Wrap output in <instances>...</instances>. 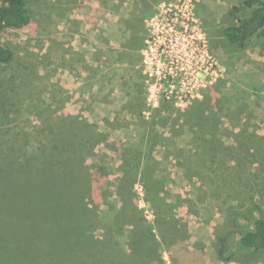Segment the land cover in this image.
Wrapping results in <instances>:
<instances>
[{"label": "rangeland", "instance_id": "374dc122", "mask_svg": "<svg viewBox=\"0 0 264 264\" xmlns=\"http://www.w3.org/2000/svg\"><path fill=\"white\" fill-rule=\"evenodd\" d=\"M38 3L37 9L31 7V11L35 12L32 25L19 31H8L3 38L5 45L14 51L17 62L26 64L35 71L36 76L30 78L27 83L24 110L14 115L16 111L11 109L13 115L10 116L9 122L13 123L5 138L2 137L4 129H0V145L3 143L12 146L21 143L26 147L37 146L43 140L41 136L44 134L42 129H39L40 126L56 129L61 126L71 127V119L93 124L95 131H99L100 139L94 141L92 146L83 147L84 153L80 157H71L75 160L77 168H81V171L83 169L89 181L86 185L82 183L81 188L78 187L81 195L77 198L82 199L76 202L75 207L83 209L89 219L91 210L100 214L94 220L88 219V222H83L81 217H78L56 223V214L62 210L64 216L65 209L56 206L54 213V208L41 202L43 195L39 194L36 187L33 194H25L22 191L14 194L12 192L16 187H13L10 193H0V206L4 208L1 213L4 216H0V219L6 227L9 226L8 229L13 226L23 230L26 236L21 238H53L55 233L57 237L84 238L82 234L88 226L91 227V223L93 230L88 234L90 239L109 238V227L103 222L102 216L107 212L109 214L113 206L121 204L122 201L115 192L121 188V184L127 183L130 188H125L126 196L123 198L131 201L134 196L149 228L157 232L158 222L149 204L144 201L145 195L139 182L138 173L141 168L130 169L138 163L134 153L141 133L132 103L142 101L145 106L144 118L142 117L144 120H148L153 111L162 104L154 106L149 101V90L144 83L139 58L136 57L132 65L126 66L113 62L105 64L101 61L103 56L99 55L103 40L106 38L108 41L107 47L103 48L104 53L105 49L109 51L116 48L113 42L115 43L118 36L105 27L100 9L94 15H89L90 5L81 3L79 8L68 14V9L60 6L59 0H38ZM236 5V0L196 1V17L223 71V78L214 85L219 90L217 103H214L213 107H207L204 117H208L205 121H215L219 118L218 126L225 131L233 129L235 132V129H239L237 125H243L261 142L264 141V43L253 40L245 48L239 49L226 40L222 30L230 25L232 20L228 13ZM100 87V91L96 92ZM213 87L205 91L201 98L190 101L186 106L170 104L169 110L175 113L161 112L160 122H166L169 117L175 119L174 116L178 113L190 112L200 105V102L205 105L209 101L206 96L212 95ZM178 119L179 125L166 122L168 125H164L165 127L159 125L154 128L160 134L154 146L149 147L145 142L140 145L142 151L152 148V166L156 169V174L162 176L157 190L162 197L160 210L166 217L163 228L170 235L179 237L177 239L181 242L175 245L176 249H180L181 255L176 253L175 246L168 254L161 242L163 248H158L160 261L162 264H172L173 256L178 264H239L224 261L223 258L228 254H233L234 257L241 255V258L250 260L248 252L238 247L235 235L229 234L235 230L231 228L233 213L241 211L232 207L230 201L220 197L222 190L227 191L232 187L222 185L219 179L223 175L229 178L237 175V179H243L245 185V178L250 176L249 174L254 173L260 177L261 173L249 168L232 170L234 165L230 162L231 156L238 155L239 144H231V140L226 141V144L236 146L235 151L230 152L220 145V138L214 139L219 142L213 146L208 144V147L200 144L204 139L190 142L189 135L182 127L183 118ZM208 127H212L211 124H208ZM64 143L62 141L57 150L60 160L67 158L73 151V148L66 149ZM169 145L174 148L172 154L169 153ZM206 147L209 150L205 153ZM74 149L79 152V149ZM141 154L138 157L141 158L140 165L145 163V152ZM215 164L223 165L225 170L213 169ZM124 171L128 172L122 178ZM247 179L249 181L250 177ZM244 185H239L236 189L240 193L241 190L243 193L245 191V194L239 197L245 200L250 194ZM56 189L58 192L57 185ZM71 189L75 190L74 187ZM257 193L260 199L258 202L264 203V192ZM41 209L44 210L40 211ZM236 219L242 226H247L240 218ZM224 221H227L228 226H224ZM250 221L249 219L248 222ZM130 223L131 220L122 228L113 224L115 231L112 238H116L123 229L129 232L132 229ZM132 231L135 235L136 228L133 227ZM221 237L226 238L228 242L227 250L215 259L213 252L206 246L210 247L211 242L206 243L204 239L213 238L215 251V240ZM7 238L16 237L8 235ZM118 238H121L120 243L126 240L122 235ZM181 238L185 241L188 238H196L199 241L192 243L189 240L188 243H183ZM158 240L160 241V238ZM184 247L187 252L188 247H192L193 253L189 257ZM131 251L133 254L138 253L135 248ZM112 253L109 249L106 252L108 256ZM256 262L264 264V256L252 264Z\"/></svg>", "mask_w": 264, "mask_h": 264}, {"label": "trees", "instance_id": "16d2710c", "mask_svg": "<svg viewBox=\"0 0 264 264\" xmlns=\"http://www.w3.org/2000/svg\"><path fill=\"white\" fill-rule=\"evenodd\" d=\"M236 1L237 5L232 7L228 13L232 21L229 26L223 28L222 34L230 44L235 45L239 49L245 48L253 40H260L264 43V0ZM59 3L60 6L66 8L77 5L75 0H59ZM38 6V0H0V129H4L2 134L4 138L9 134L11 123H13L9 122L13 115L11 109L16 111H14V115L24 110L23 103L27 83L30 78L36 75L35 71L27 67L26 64L17 62L14 51L5 45L3 38L8 31H19L30 27L35 14V12L31 11V7L37 9ZM132 39L131 36V39L127 42ZM212 91V95L206 96V100L209 97V101L205 105L200 102V105L190 112L178 113L174 116L175 119L169 117L166 122L170 125H179L178 118H183L182 127L189 135L190 142L204 139V142L201 141L200 144L213 146L216 142H219V140L216 141L214 139L220 138V145L224 149L230 150V152L235 151L236 147L231 144H239L238 155L234 156L232 154L231 156L230 162L234 165L232 170L240 171L249 168L261 173L260 177L254 173L253 175L249 174V181L248 177H244L247 180L245 185L242 182L243 179H237V175H234L233 178L223 175L219 179L222 185L232 187L227 191L222 190L219 193L220 197H224L231 202L232 207L241 211L233 213L231 228L235 230L229 234H234L238 247L248 252L251 256V259L248 260L241 258V255L234 257L233 254H228L223 259L227 262L252 264L253 261L264 256V203L258 202L260 199L257 196V191L264 192V141L259 142L255 134L249 132L243 125L241 127L237 125L239 129H235V132L237 130V134H235L233 129L222 130L218 126L220 125L219 118L215 121L210 119L205 121L208 118L204 117L207 107H213L218 99L216 98L219 94L218 87L214 86ZM170 104L162 102L159 108L153 111L148 120L142 119L145 108L143 103L138 102L134 113L138 119L141 133L134 153L138 163L131 166L130 169L140 170L141 168L138 173L139 182L145 195L144 201L149 204L150 210L158 222L157 232H154L151 227L149 228L143 216V211L137 205V199L134 196L131 201L123 198L126 196L124 193L125 188H130L129 184L124 183L115 192L118 199L122 201L121 204L113 206L110 210L108 209L109 214L107 212L102 216L103 222L109 227V238L90 239L88 234L93 230L92 223L91 227L88 226L85 229V233L82 234L84 238L57 237L56 233H52L53 238H21L26 236L23 230L21 231L13 226L8 229L9 226L6 227L0 219V264H151L152 260L147 257L148 252L153 250L158 253L159 242H162L168 252L172 250L179 243L177 239L179 237L170 235L163 228L166 217L160 210L162 197L160 196V191L157 190L162 176L159 177L155 172L156 169L152 166L150 160L152 148L142 151L140 147L144 142L149 147L154 146L158 142L160 134L154 128L159 125H168L166 122H160V115L163 111H171L169 110ZM171 113L175 112L171 111ZM71 120L69 122L70 125H73L71 127L61 126V128L56 129V127L42 128L40 126L39 129H42L41 131L44 134L41 136L43 140L37 146L26 147V145L21 143L12 146H6L3 143L0 145V193H10V189L16 187L12 192L14 194L21 191L25 194H33V189L36 187L39 194L43 195L41 202L45 206L54 208L52 210L54 213L56 206L66 210L64 216L62 210L56 214V223L66 222L78 217H81L83 222H88L89 220H94L100 214H96L95 210H91V218L89 219L83 209L75 207L76 202L80 199L77 197L81 195L78 187L81 188L82 183L86 185L89 181L84 175L83 169L82 171L80 170L81 168L78 169V166L75 165V160L71 157L83 155V147L92 146L94 141L96 142V140L100 139L98 137L99 131H95L96 127L93 124H88V122H81L78 119ZM207 122L212 127H208ZM228 140H231L230 145L226 144ZM62 141L65 142L64 147L66 149L73 148V151L64 160H60L57 157L59 153L57 150H59L58 147H60ZM243 146L249 148L246 149ZM168 147L169 153L172 154L174 148H171L170 145ZM207 147L204 149L205 153L209 150ZM74 148L79 149V152ZM143 152H145V163L140 165L139 160L141 158L138 157ZM245 152L246 154H240ZM126 165L128 166V164ZM221 168L225 170L221 164H215L213 167V169L217 170ZM127 172H123L122 178L126 176ZM241 183L248 189V194H250L245 200L239 198L245 194V191L243 193L241 190L242 193H240L236 189L242 186ZM56 185L59 189L58 192ZM71 187H74L75 190H72ZM43 210L41 209L40 211ZM3 211L4 208L1 205L0 216H4L1 215ZM167 218L173 219V217ZM236 218H240L247 226L239 224ZM249 219L251 220L250 222H248ZM130 220L131 223L129 225L132 229L129 232L123 229V232L116 235V238H112L115 231L113 224L122 228ZM223 224L228 226L227 221H224ZM133 227L134 229L136 228L135 235L132 231ZM8 235L16 238H7ZM119 235L126 237L123 243H120L121 238H118ZM158 238H160V241ZM227 244L228 242L224 237L215 240V252L218 258L227 250ZM133 248L138 250L137 254L132 253L131 249L133 250ZM108 249L113 252L110 256L106 254ZM126 252L129 254L127 255ZM175 258L171 256L172 264H178ZM184 262L186 263V260ZM157 264L162 263L157 262Z\"/></svg>", "mask_w": 264, "mask_h": 264}, {"label": "built area", "instance_id": "2783aa9c", "mask_svg": "<svg viewBox=\"0 0 264 264\" xmlns=\"http://www.w3.org/2000/svg\"><path fill=\"white\" fill-rule=\"evenodd\" d=\"M197 0L161 2L145 20L141 49L149 101L186 106L223 78L196 17Z\"/></svg>", "mask_w": 264, "mask_h": 264}, {"label": "crops", "instance_id": "0c3cea01", "mask_svg": "<svg viewBox=\"0 0 264 264\" xmlns=\"http://www.w3.org/2000/svg\"><path fill=\"white\" fill-rule=\"evenodd\" d=\"M166 1H173V0H75L77 5L67 8L68 9L67 12L68 14H71L73 10L80 7L81 3L82 4L87 3L90 5V7L86 5V7L88 6L89 9L91 10L89 12V15L90 14L94 15L95 12H97L98 9H100L99 10L100 14L104 19L103 24L105 23L106 25L105 27H107L108 30L115 32L116 35L118 36L116 38L115 43L113 42V44H116V48H111L109 44V48H111V50L107 51L105 49L104 53H103V48H105V46L107 47L108 41L106 38L105 40H103V43H101V46L103 48H101V53L99 55L100 57L101 55L103 56L101 61L104 62L105 64L109 62L112 64L113 62V63H120L121 65L126 66V65H132L136 57L139 58L141 63V49L143 46V39L145 35V20L151 17L155 13L156 7L159 3ZM63 8L66 9V7ZM83 20L86 21L84 18ZM101 35L102 34H100V36ZM131 36L133 39L130 42H127L129 39H131ZM129 43L130 45H128ZM91 56L94 55L91 54ZM100 89L101 87L99 89L97 88L95 91L96 92L100 91ZM138 93L140 94L141 92H139L138 90ZM137 98L139 99V96ZM138 102L139 100H137L136 103H132L133 107L137 106ZM141 102L142 101H140L139 103ZM187 241L193 243V242H198L199 240L196 238L193 239L188 238L186 241L184 239L183 243H188ZM204 241L206 243L211 242L210 247L209 245L206 246L211 252H213L214 257L216 259L217 255L216 252L214 251L213 238H205ZM159 244H160L159 248L160 247L163 248L161 242H159ZM174 249L176 253L179 252L178 254L181 255L180 249H176V246L174 247ZM184 249L188 257L193 253L192 247H188V252L186 251L185 247ZM147 257H149V259L152 260L151 264H157V262L162 263L159 259V253H155L153 250H150V252H148Z\"/></svg>", "mask_w": 264, "mask_h": 264}]
</instances>
